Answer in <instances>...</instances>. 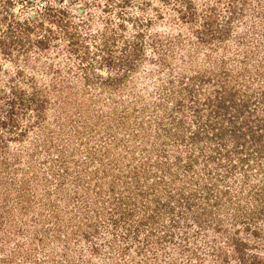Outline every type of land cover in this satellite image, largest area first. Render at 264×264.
<instances>
[{"label": "rangeland", "instance_id": "1", "mask_svg": "<svg viewBox=\"0 0 264 264\" xmlns=\"http://www.w3.org/2000/svg\"><path fill=\"white\" fill-rule=\"evenodd\" d=\"M0 264H264V0H0Z\"/></svg>", "mask_w": 264, "mask_h": 264}]
</instances>
